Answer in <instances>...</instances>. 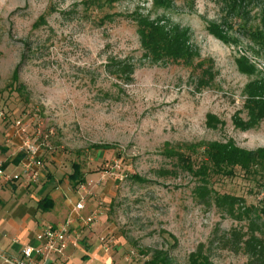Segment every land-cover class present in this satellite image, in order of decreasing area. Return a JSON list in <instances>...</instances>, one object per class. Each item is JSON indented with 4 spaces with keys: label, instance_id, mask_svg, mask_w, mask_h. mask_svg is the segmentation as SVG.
<instances>
[{
    "label": "rangeland",
    "instance_id": "1",
    "mask_svg": "<svg viewBox=\"0 0 264 264\" xmlns=\"http://www.w3.org/2000/svg\"><path fill=\"white\" fill-rule=\"evenodd\" d=\"M102 1L103 10L93 11L86 0H0V111L7 116L0 148L18 118L31 140L41 129L47 176L70 188L71 166L80 164L86 184L72 191L75 200L84 198L85 214L101 212L93 226H80L81 247L108 246L109 264H144L155 250L166 253L170 264H190L200 245L213 264H246L232 246L231 231L246 232L247 223L197 197L198 180L177 169L164 150L166 144L228 141L245 150L264 148V120L248 130L235 126L237 119L246 120V85L264 78V50L244 30L260 24L264 0L250 1L242 27L229 33L232 45L206 29L232 19L220 0H170L168 8L154 7L152 0ZM135 13L187 29L198 53L193 65L206 62L211 75L145 60L131 20ZM240 56L255 66L254 76L239 72ZM119 63L133 65L130 80L111 74ZM16 69L22 98L11 87ZM209 116L217 120L214 128ZM11 141L20 145L19 138ZM114 164L118 171L111 170ZM207 187L246 205L264 198V190L240 172L213 177ZM131 250L138 257H130ZM91 260L82 251L74 259Z\"/></svg>",
    "mask_w": 264,
    "mask_h": 264
},
{
    "label": "trees",
    "instance_id": "2",
    "mask_svg": "<svg viewBox=\"0 0 264 264\" xmlns=\"http://www.w3.org/2000/svg\"><path fill=\"white\" fill-rule=\"evenodd\" d=\"M121 1L124 0H106L108 4ZM220 1L232 19L229 23L226 20L221 23L212 22L206 29L215 39L232 45L236 43V40L229 33L235 25L242 27L240 24L247 17V8L251 0ZM102 2V0H86V6L93 11H102L105 1ZM152 2L153 6L157 8H168L170 5V0H152ZM237 19L238 23L235 24L234 21ZM131 20L135 24L145 60L150 63L182 64L202 71L207 76L211 75L206 62L199 61L193 65L198 53L191 46L187 29L173 25L162 18L152 19L139 13H135ZM35 26L37 27V25ZM263 26L264 11L261 13L259 25L243 28L251 42L256 43L264 50ZM235 63L239 72L244 75L254 76L257 73L255 66L245 56L236 58ZM113 69L114 72L111 71V74L116 78H125V81L130 80L133 75V65L129 63H119L114 65ZM11 81L12 91L22 98L25 88L19 83L18 69L15 70ZM244 92L246 120L237 119L235 126L242 130H248L264 120V78H256L249 82ZM212 121H214L213 126L210 124ZM216 121V118L209 116L208 126L214 128ZM95 148L108 149L98 146ZM164 151L166 158L170 159L177 169H182L198 180L200 184L194 191L197 197L204 202L212 200L215 207L224 215L235 221L247 223L246 232L236 229L231 231L232 246L235 251L247 257L246 264H264V198L259 205H246L242 198L230 194H219L207 187L213 177L232 178L236 176L237 172H240L243 177L254 182L260 190H264V148L245 150L237 147L232 141H228L225 143L202 142L178 145L174 148L166 144ZM21 158L22 155H18L15 162H19ZM71 168L72 173L67 176V180L71 189L75 190L85 184L86 179L79 163L74 162ZM224 241L225 244L229 242L227 238H223ZM205 251V247L200 245L190 255V264H213L209 254ZM144 264H170V262L166 253L155 250Z\"/></svg>",
    "mask_w": 264,
    "mask_h": 264
},
{
    "label": "crops",
    "instance_id": "3",
    "mask_svg": "<svg viewBox=\"0 0 264 264\" xmlns=\"http://www.w3.org/2000/svg\"><path fill=\"white\" fill-rule=\"evenodd\" d=\"M7 139L8 134L4 135L3 141L1 139L3 147L0 162H3L7 173H13L19 170L18 162H15L18 156L17 148L13 141ZM70 189L71 187L63 186V183H58L47 176L44 170L40 180L34 184L26 185L23 182L6 184L0 180V264H7L5 260L19 258L25 246H38L36 235L45 225L59 227L71 214L73 217L76 216L72 209L77 201L73 190ZM84 211L79 215L82 217L88 215ZM80 226L83 225L76 219L71 231L77 236L78 246L76 248L69 246L65 251L67 264H77L74 259L80 251L84 257L92 259L91 264H109L107 259H104V251L98 242L81 247L85 232L80 230ZM97 258L100 262L96 260Z\"/></svg>",
    "mask_w": 264,
    "mask_h": 264
},
{
    "label": "built area",
    "instance_id": "4",
    "mask_svg": "<svg viewBox=\"0 0 264 264\" xmlns=\"http://www.w3.org/2000/svg\"><path fill=\"white\" fill-rule=\"evenodd\" d=\"M7 121V116L3 111H0V131L2 125ZM8 141L13 137L20 139V145L17 147V155H22L18 162L19 170L13 173H7L3 167V162H0V180L4 183L23 182L26 185L37 183L44 170L43 152L41 150L42 144L39 140L42 138V131L40 128L35 130V138L31 140L28 136L29 130L26 122L21 119H16L10 124L7 129ZM2 150L0 148V154ZM118 164L111 167L112 171H118ZM122 178L120 177V180ZM86 184V183H85ZM85 184L79 186L84 190ZM85 210V201L82 196L74 204L72 213L75 217H67L65 222L59 226L45 225L36 235L38 246H25L21 250L20 257L14 260H5L7 264H67L65 251L69 246L77 247V236L72 234V226L76 219L80 221L83 226H93L100 218L101 212L93 211L88 215L82 217L79 214ZM103 241V239H101ZM104 251L108 252L110 248L103 246ZM130 257H138L134 251H130Z\"/></svg>",
    "mask_w": 264,
    "mask_h": 264
}]
</instances>
